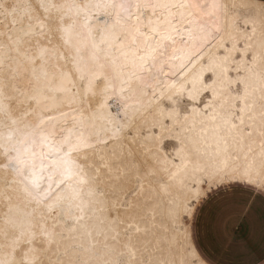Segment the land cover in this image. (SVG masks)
I'll use <instances>...</instances> for the list:
<instances>
[{"label":"snow or ice","instance_id":"obj_1","mask_svg":"<svg viewBox=\"0 0 264 264\" xmlns=\"http://www.w3.org/2000/svg\"><path fill=\"white\" fill-rule=\"evenodd\" d=\"M257 202L264 0H0V264H223Z\"/></svg>","mask_w":264,"mask_h":264},{"label":"crops","instance_id":"obj_2","mask_svg":"<svg viewBox=\"0 0 264 264\" xmlns=\"http://www.w3.org/2000/svg\"><path fill=\"white\" fill-rule=\"evenodd\" d=\"M256 229L253 233L246 220L233 223L229 229L226 242L215 249H209L217 261L223 264H264V239L261 236L260 204L256 206ZM234 229H238L233 233ZM235 235L237 240L242 236L247 237L248 243L243 248L230 247L231 237ZM263 262V263H262Z\"/></svg>","mask_w":264,"mask_h":264},{"label":"bare ground","instance_id":"obj_3","mask_svg":"<svg viewBox=\"0 0 264 264\" xmlns=\"http://www.w3.org/2000/svg\"><path fill=\"white\" fill-rule=\"evenodd\" d=\"M169 150H171V149H170V146H169Z\"/></svg>","mask_w":264,"mask_h":264},{"label":"rangeland","instance_id":"obj_4","mask_svg":"<svg viewBox=\"0 0 264 264\" xmlns=\"http://www.w3.org/2000/svg\"><path fill=\"white\" fill-rule=\"evenodd\" d=\"M263 263V262H262Z\"/></svg>","mask_w":264,"mask_h":264}]
</instances>
